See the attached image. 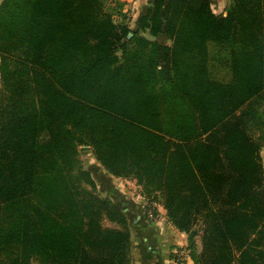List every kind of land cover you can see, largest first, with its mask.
<instances>
[{"label": "trees", "instance_id": "obj_1", "mask_svg": "<svg viewBox=\"0 0 264 264\" xmlns=\"http://www.w3.org/2000/svg\"><path fill=\"white\" fill-rule=\"evenodd\" d=\"M213 4L150 0L132 30L119 0L2 1L0 264H134L81 146L194 264H264V0Z\"/></svg>", "mask_w": 264, "mask_h": 264}, {"label": "rangeland", "instance_id": "obj_2", "mask_svg": "<svg viewBox=\"0 0 264 264\" xmlns=\"http://www.w3.org/2000/svg\"><path fill=\"white\" fill-rule=\"evenodd\" d=\"M2 1H0V4L2 3ZM119 1L122 2L124 5V12L128 16L127 22L130 24V27L132 28V30H137L138 21L137 20L133 21L131 11L126 10L125 7L126 5L124 3L125 1L124 2L121 0ZM219 3L221 4L217 6L218 8L217 7L215 8L217 13L222 14L223 16H227L228 10L230 9L232 4V0H221L217 4ZM131 36L132 35H130V37ZM156 40L161 44L170 43V41H168V39H166V37L163 36L157 38ZM225 67L221 65V67H219L220 69L218 70V72L216 70V77H218V79L228 78V73L225 70ZM262 109L264 110V103ZM261 157H262V164L264 169V147L261 150ZM77 164H79V166L81 165L85 171H88L91 174L92 179L94 180L95 190H93L91 187H88V189L91 190L93 193L98 194L101 198L108 199L115 205L119 206L121 209L124 210L127 216L130 212L133 213V209H134L136 212H140V215L142 217H143L142 212H144V215L153 222L165 221L164 223L167 222L170 223L166 217V211L163 209L162 206L157 204L149 205L147 200L144 197H142L140 188L136 185L135 181L116 178L111 174H109L97 162V160L95 159L92 153V150L89 147L86 146L79 147ZM160 211H163L164 215ZM135 220L131 221L129 219V228L131 234L135 227L134 224ZM106 225L112 226L111 224L108 223ZM186 241H187V235H186ZM180 249H187L190 253V249H188V241L186 247H181L178 250ZM190 258H191V254H190ZM131 259L133 261L132 253H131Z\"/></svg>", "mask_w": 264, "mask_h": 264}, {"label": "crops", "instance_id": "obj_3", "mask_svg": "<svg viewBox=\"0 0 264 264\" xmlns=\"http://www.w3.org/2000/svg\"><path fill=\"white\" fill-rule=\"evenodd\" d=\"M121 1H125L126 10L131 11L133 21H139L141 17L147 14L150 0ZM212 1L214 2L213 5L215 8L221 4H217L221 0ZM160 212L164 215L163 211ZM142 215L143 217L140 215V212H136L134 209L133 213L130 212L128 214V218L131 221L136 219L134 221L135 227L131 234V253L133 254V263L173 264L172 258L174 252L187 245L186 235L179 232L168 222H153L144 215V212H142ZM189 264L194 263L190 260Z\"/></svg>", "mask_w": 264, "mask_h": 264}, {"label": "built area", "instance_id": "obj_4", "mask_svg": "<svg viewBox=\"0 0 264 264\" xmlns=\"http://www.w3.org/2000/svg\"><path fill=\"white\" fill-rule=\"evenodd\" d=\"M172 258L173 264H189L191 258L187 249H180L174 252Z\"/></svg>", "mask_w": 264, "mask_h": 264}]
</instances>
